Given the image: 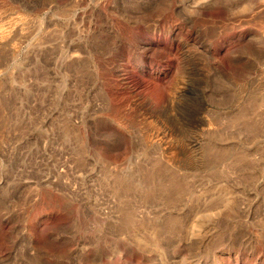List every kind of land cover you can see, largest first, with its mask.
<instances>
[{
	"label": "rangeland",
	"instance_id": "1",
	"mask_svg": "<svg viewBox=\"0 0 264 264\" xmlns=\"http://www.w3.org/2000/svg\"><path fill=\"white\" fill-rule=\"evenodd\" d=\"M45 1L0 0V264H264V0Z\"/></svg>",
	"mask_w": 264,
	"mask_h": 264
},
{
	"label": "bare ground",
	"instance_id": "2",
	"mask_svg": "<svg viewBox=\"0 0 264 264\" xmlns=\"http://www.w3.org/2000/svg\"><path fill=\"white\" fill-rule=\"evenodd\" d=\"M47 1V3H49L50 2V0H46ZM45 1V2H46ZM20 20V22L21 23H25V20H23V18L21 17L20 19L18 18V21ZM6 23H8V25H6L5 27H3V24H0V38L2 39V38H7L6 36H8V32H7V30H8V28H11V25H12V22H10V21H7ZM7 28V29H6ZM21 29H23V28H21ZM4 33V34H3ZM6 33V34H5ZM1 39H0V41H1ZM0 44H1V42H0ZM1 47H2V44L0 45ZM4 47V46H3ZM5 48V47H4ZM3 49V48H2ZM188 53V52H187ZM71 55H73V54H71ZM71 55H69V56H71ZM187 55H189V54H186V56ZM176 92V89L174 90V93ZM154 137V136H153ZM153 137H152V139L150 140L148 137H146V138H148L149 140V142H152V140H153ZM155 138H156V136H155ZM157 138H158V135H157ZM159 139V138H158ZM147 141V140H146ZM153 141H158V140H153ZM194 141V142H193ZM192 142H193V146L192 147H197V139H194ZM189 143V142H188ZM183 144H186V142L184 143L183 142ZM148 145H149V143H148ZM190 146V145H189ZM189 146H187V147H189ZM181 147V146H180ZM179 147V148H180ZM184 147V146H183ZM186 147V148H187ZM184 149H185V147H184ZM151 175V174H150ZM148 178L147 179H154V176L153 175H151L150 177L149 176H147ZM125 180V179H124ZM146 180V179H145ZM140 182H142V181H140ZM149 183L150 184H153V182L152 181H149ZM153 248L154 249H156L157 250V248H158V244H157V242H155V243H153ZM33 251V250H32ZM114 250H109V252H113ZM36 251H34V253H35ZM80 251L79 250H69L68 251V253H67V255L66 256H63V255H61V254H55L56 256H54V258L56 259H58V260H60L61 258H63V259H65V258H71V257H75L78 253H79ZM33 253V254H34ZM83 253L88 257V259L91 261V262H93V263H98V262H100L102 259H104V254H103V252H101L100 250H86V251H83ZM37 254V253H36ZM39 254V253H38ZM32 255V254H31ZM38 256V255H37ZM37 256L35 255V257L37 258ZM70 256V257H69ZM33 258H34V256H33ZM35 258V259H36ZM152 262V261H151Z\"/></svg>",
	"mask_w": 264,
	"mask_h": 264
}]
</instances>
